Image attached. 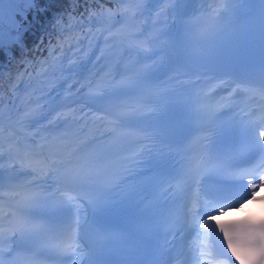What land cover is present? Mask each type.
<instances>
[{"label":"snow or ice","instance_id":"snow-or-ice-1","mask_svg":"<svg viewBox=\"0 0 264 264\" xmlns=\"http://www.w3.org/2000/svg\"><path fill=\"white\" fill-rule=\"evenodd\" d=\"M9 3L11 7L7 12V23H5V3ZM119 3H124L125 0H118ZM264 3V0H262ZM41 0H0V57H3L8 61L9 66L18 57L23 61L25 72L27 68L32 65V61L25 58L26 49L28 48L26 42L27 29L31 24L30 14L35 12L37 16L41 15ZM46 11V9H44ZM143 12L138 11V15L142 16ZM159 15H163L161 12ZM91 19V15L89 16ZM83 21V17H81ZM52 33H49L47 39L41 37L39 43L35 46L36 51H41V45H44L43 51H46L48 57L53 58L49 65V60L45 59L40 61L41 65H49L50 69L58 70L63 73L67 72H79L86 71L83 64L77 65L75 63H69L68 67H64V60L67 56H61L60 54L71 52L72 48H65V36L66 31H71V27L64 21L63 16H57L53 18ZM80 22H78V25ZM52 34H55V40L52 38ZM157 38V37H156ZM155 38V39H156ZM30 54V53H29ZM3 73L0 72V77ZM133 83L128 81L127 85ZM261 92L264 93V82L259 85ZM44 99V97H41ZM56 97L55 100H58ZM55 100L53 103H55ZM75 102V101H73ZM35 103H39L36 101ZM67 106L56 105V107ZM113 111H110L109 115H115L117 119H121L115 109L120 107L119 100L110 104ZM56 107L50 109L51 112L56 111ZM251 115V113L249 114ZM47 119L43 114V108L33 110L28 120L31 124H39L41 121ZM249 135L242 141L244 145V151L238 155H229L224 158H214L213 160L224 161L225 171H230V175H217L212 178H201L195 180L196 192L194 195L191 193V185L185 189L183 196L185 199V207H188V201H191V207L188 208V213L194 218L199 220L200 216H206V219L199 220V227L204 230L205 233L211 230V225L208 221L214 219V215L221 214L222 211H226L228 205L225 201L232 199L231 193L234 189H241V199H245L249 196L255 201L260 199L264 201V197H257L256 190L264 188V120L252 121L243 124ZM44 131H54L51 127H45ZM237 151V147L233 152ZM232 152V153H233ZM33 155L39 156V153H33ZM78 155V152L67 153L68 159L64 158L63 153H52L53 159L49 160L48 157H44L45 164L48 171L45 175L34 183L48 184V191H51L53 185L62 184L65 186V190L74 192H90L95 191V201L99 198V192L103 185L102 172L98 170V164L93 160H75L71 159ZM259 159L258 163L253 161ZM240 161H243L240 163ZM251 165L250 168L246 166ZM237 169H246L241 171H235ZM245 177L248 178V183L244 184ZM193 179H195L193 177ZM171 191V188L165 190V194ZM51 197L45 198L35 196L31 198L28 203L30 208L26 209L24 214L33 220H37L33 213L35 207L42 203H48ZM79 200L81 205L87 206L88 201L81 196L69 197L67 202H62V205L69 206L71 208L73 200ZM201 206V210L197 213V206ZM242 207V205H241ZM55 210V209H53ZM77 226L81 228V221L77 219ZM215 224L219 231L223 233V240L227 246V253H230L232 259L236 264H264V214L259 217H248L243 220H231L221 222L216 220ZM195 225H193V230ZM20 234L17 228L0 229V255L5 253V246H7L6 255L13 257L17 252L16 236ZM199 238V233L197 234ZM45 236H51L53 239L61 240L62 250L65 253L75 254L81 252L79 244H82L80 237L73 235L70 230L62 228H56L49 226L48 224L38 225L35 231L29 234V238L37 243L43 242ZM207 238V237H205ZM67 241L66 244L63 242ZM85 247H87L85 245ZM208 246L205 245V248ZM193 253L196 249H191ZM182 253L177 254V258ZM220 255H224L222 261L217 262L215 255L201 249L199 255H194L193 258L199 264L201 259L206 261V264H231V260L224 254V250H220ZM93 255H95L93 250ZM3 264V261H0ZM11 264V261H10ZM93 264L95 261L93 260Z\"/></svg>","mask_w":264,"mask_h":264},{"label":"bare ground","instance_id":"bare-ground-1","mask_svg":"<svg viewBox=\"0 0 264 264\" xmlns=\"http://www.w3.org/2000/svg\"><path fill=\"white\" fill-rule=\"evenodd\" d=\"M215 1L217 0H165L164 2H159L160 5H156L153 10V18H150V21L143 28V31L149 34L150 37L156 36L157 38L155 37L156 39L154 41L151 40L149 44L147 42H140L142 36L140 39L138 38L137 41L141 43L140 47L143 49L141 51L136 50L137 48L124 49L119 47L115 44V39H110L109 29H107L104 34H98L96 39L98 38L100 41H97L94 47H89V44H85L81 50L70 53L64 67L67 68L70 62L77 65L83 64L86 71L82 73L75 71L61 73V78L65 80L66 86H68L67 90L63 88L64 86H61V89L63 93H66V96L63 98L67 105L65 107L74 111L72 122L76 124L84 140L90 138L100 139L103 130V125L101 124L102 117L89 111L77 101L75 90L78 83L76 82V78H84V80L80 79V84L86 80H95V78L104 80L109 76L129 70L138 64H145L157 76L164 75L167 69L175 64L176 43L173 34L175 17L184 12H194L206 5L213 6ZM229 1H233L237 10L245 8L249 3V0ZM158 7H160L159 10H156ZM161 12L163 15H159ZM138 43L136 42L135 46ZM98 50H101V52L96 55ZM57 125V121L49 120L48 127L55 129L53 131L55 133H62L56 127ZM44 169L41 170L43 176L48 171ZM1 171L3 172V167L0 157ZM199 245L197 244V247Z\"/></svg>","mask_w":264,"mask_h":264},{"label":"trees","instance_id":"trees-1","mask_svg":"<svg viewBox=\"0 0 264 264\" xmlns=\"http://www.w3.org/2000/svg\"><path fill=\"white\" fill-rule=\"evenodd\" d=\"M41 4V15L37 16L35 12L30 14L31 24L27 29L28 48L25 58L31 60L32 65L27 68V72H25L23 61L19 57L12 62L11 66L6 59L0 57V72L3 73V76L0 77V136L5 141L16 138L14 130L5 123V120L10 119L11 121V118L22 110L23 93H26L28 98L34 102L39 101V103H35L37 108H46L51 105L50 99L42 92V84L39 83L38 87H35L36 81H38L36 80L38 77L37 68L44 66L40 64V61L48 60L47 52L43 51L44 45H41L40 52L36 51L35 46L41 37L47 39L48 34L52 33L53 18L63 16L69 27L83 29L84 26L91 27L93 25L96 27L95 24H92L94 16L99 15L103 9L111 11L121 8L117 0H41ZM8 7H11L9 3ZM90 15L91 19H89ZM81 17H83V21H81ZM78 22H80L79 25ZM52 38L55 40V34H52ZM22 76H26L24 82L21 80Z\"/></svg>","mask_w":264,"mask_h":264},{"label":"rangeland","instance_id":"rangeland-1","mask_svg":"<svg viewBox=\"0 0 264 264\" xmlns=\"http://www.w3.org/2000/svg\"><path fill=\"white\" fill-rule=\"evenodd\" d=\"M164 1L165 0H125V2L122 3V7L119 10L108 11L105 8L101 11L99 15L94 16V20L92 24H95L96 27H93V25H91V27L84 26L83 29H77L78 27H75V28H71L72 29L71 31L65 33L64 47L66 49L71 47L72 51L81 50L85 44H89V47H94L95 42L99 40L98 38L96 39V37H98V34L100 35L104 34L106 28L112 29V31L109 34L110 39H113L116 34H120L121 36H131L132 39L138 43L137 39L138 38L140 39L142 36L140 42H147L149 44L150 40L155 39L156 36L150 37L149 34H146L143 31V28L145 24L149 22L150 18L153 17L154 15L153 10L155 9V6L160 5L159 2H164ZM4 8L6 14L5 22L7 23V12L9 9L7 2L5 3ZM159 8L160 7H158V9L156 10H159ZM138 11H142L143 15L136 18L138 15ZM140 46L141 43H138V45L136 46L137 47L136 50L138 51L143 50L142 47ZM71 52L62 53L60 55L68 57L70 56ZM52 59L53 58L48 57L49 65L51 64ZM49 65H46L44 67L45 68L44 72L40 78V81L42 83L44 82L42 92L46 94V97L51 101V106L43 109V114L47 117V121H48L50 109L53 106L56 107L57 104H62L63 90L61 89V86L63 87L64 83L62 82H65V80L61 78V72H59L58 67L55 71H53L52 69H50ZM78 81H79V77L76 78L77 83ZM56 97H59V99L55 100ZM54 100L55 103H53ZM23 102H24V106L20 114L12 117L11 123L6 121L5 122L10 127L13 124H22L25 129V134H21L22 138H29V136L39 137L36 132L40 131V129L33 128L34 124L29 125L26 120L29 114L33 110H35L37 106H34L31 100L28 99V97H24ZM28 131L31 135H29ZM31 139L34 141L33 138ZM14 140L17 139L12 138L5 141L0 136V152L1 150H4L6 146L13 150V145L15 142ZM52 141H54V139L51 135L47 138V144L44 147V150L46 149L47 151L48 149L51 150L50 145L48 144H50ZM60 142L62 143V140H60ZM39 163L40 166L42 167L44 166L45 168H47L44 160L39 161Z\"/></svg>","mask_w":264,"mask_h":264}]
</instances>
